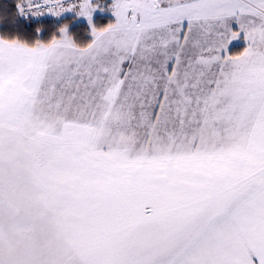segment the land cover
Segmentation results:
<instances>
[{"label":"snow or ice","instance_id":"6c2138e0","mask_svg":"<svg viewBox=\"0 0 264 264\" xmlns=\"http://www.w3.org/2000/svg\"><path fill=\"white\" fill-rule=\"evenodd\" d=\"M12 7L0 264H264V0Z\"/></svg>","mask_w":264,"mask_h":264},{"label":"trees","instance_id":"16d2710c","mask_svg":"<svg viewBox=\"0 0 264 264\" xmlns=\"http://www.w3.org/2000/svg\"><path fill=\"white\" fill-rule=\"evenodd\" d=\"M16 2V0H0V3L2 4H5L9 7H12L14 5V3ZM12 11H15L14 7H12ZM106 20L105 19H99L98 20V23H105ZM27 25V21H22L21 23V28H22V31L26 32V33H31L34 28L37 26L35 24H33L31 27H26ZM76 32L80 33L81 37L83 36V29L82 28H77L75 29Z\"/></svg>","mask_w":264,"mask_h":264},{"label":"rangeland","instance_id":"374dc122","mask_svg":"<svg viewBox=\"0 0 264 264\" xmlns=\"http://www.w3.org/2000/svg\"><path fill=\"white\" fill-rule=\"evenodd\" d=\"M98 20L100 19V17L97 18Z\"/></svg>","mask_w":264,"mask_h":264}]
</instances>
